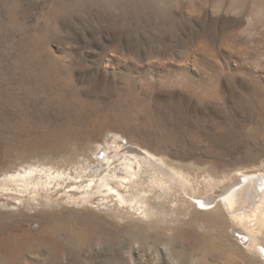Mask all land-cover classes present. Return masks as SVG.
<instances>
[{
    "label": "rangeland",
    "instance_id": "obj_1",
    "mask_svg": "<svg viewBox=\"0 0 264 264\" xmlns=\"http://www.w3.org/2000/svg\"><path fill=\"white\" fill-rule=\"evenodd\" d=\"M114 138L153 218L61 182ZM263 167L264 0H0V264H264L190 196Z\"/></svg>",
    "mask_w": 264,
    "mask_h": 264
},
{
    "label": "bare ground",
    "instance_id": "obj_2",
    "mask_svg": "<svg viewBox=\"0 0 264 264\" xmlns=\"http://www.w3.org/2000/svg\"><path fill=\"white\" fill-rule=\"evenodd\" d=\"M91 160L95 161L96 165H94V163L91 165L89 160H85L83 164L81 163L82 165L79 166V168L75 167L73 172L75 177H70V175L67 174L65 178H61L63 184H68L71 178H74V180H77V178L80 179L79 182H75V185H77L76 188L79 190L80 194L83 195L79 198L81 203L86 205L91 202L94 196H100L101 202H104L105 205L108 203L118 205L119 210L117 211L121 212L123 208L129 207V212H132L133 210L131 209L139 208V214H141L142 217L149 218L154 215L155 211L149 206L144 205V210H141L140 206L138 207L136 204V207L132 204L128 206L127 202L130 201L129 197H134L144 191L143 189L141 190V181L144 182L143 176L145 173H148L150 166H156V168L164 167L161 161L162 159H156L151 154L142 152L139 148L128 145L127 142L125 144L122 143V139L114 138L111 141H107L102 147L98 146ZM262 170V172H258L257 174L247 173L237 175L236 178L233 177L234 179L230 181L231 184L223 187L224 189L219 191L217 196L210 195L206 198L196 195L190 196L196 200L202 201L201 206H209L213 203V209L222 210L232 224V226H230V236L234 241L240 247L246 249L250 254L264 262V245L261 240L264 233V167ZM164 172H166V170ZM23 175L24 177L17 174L1 179L0 193L6 192L8 189L7 187L15 181L21 182L24 188L28 186L37 188L40 185V183L33 179V174L29 173L28 176L26 174ZM51 176L50 174L47 178L51 179ZM161 183L165 184V182L162 181ZM165 186H167V184ZM148 191L147 193L151 192V190L150 192ZM159 193H161V190ZM145 195L142 198L144 201L147 200V196L145 197ZM149 195H151V193ZM155 195H157V193ZM163 195L164 194H162V196ZM73 198V195H69V199L73 200ZM132 203H134V201ZM134 214L136 213L132 212V216Z\"/></svg>",
    "mask_w": 264,
    "mask_h": 264
}]
</instances>
